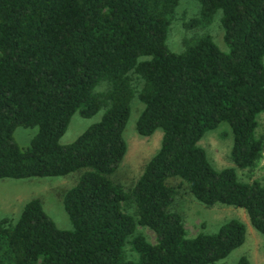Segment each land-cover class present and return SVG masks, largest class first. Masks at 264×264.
Listing matches in <instances>:
<instances>
[{
    "label": "trees",
    "instance_id": "1",
    "mask_svg": "<svg viewBox=\"0 0 264 264\" xmlns=\"http://www.w3.org/2000/svg\"><path fill=\"white\" fill-rule=\"evenodd\" d=\"M196 1L198 16L185 26L208 24L219 11L223 48L200 34L183 38L181 51L170 50L166 34L179 0H0V178L79 172L61 195L69 229L57 228L36 197L15 219L0 218V264L224 258L243 242L244 224L231 218L212 233L187 236L180 215L169 209L182 183L206 207L243 209L264 240V183L239 180L233 166L216 169L198 144L225 123L235 167L252 170L262 158L264 133L256 128L264 112V0ZM133 97L142 104L136 134L158 128L161 136L125 190L109 176L125 152ZM99 110L97 121L59 143L74 113L87 118ZM17 126L36 127L24 148L12 137ZM136 225L151 230L153 242ZM236 264L249 262L241 256Z\"/></svg>",
    "mask_w": 264,
    "mask_h": 264
},
{
    "label": "rangeland",
    "instance_id": "2",
    "mask_svg": "<svg viewBox=\"0 0 264 264\" xmlns=\"http://www.w3.org/2000/svg\"><path fill=\"white\" fill-rule=\"evenodd\" d=\"M199 4L196 0H179L175 8L174 16L169 24L166 34V44L174 52L183 49L182 39L208 34L212 41L223 48L222 31L219 27V11L213 14L208 24L198 23L194 26H185L189 19L198 16ZM264 63V57H263ZM132 85L139 89L140 81L131 75ZM104 84H99L96 89L100 90ZM142 104L133 97L130 100V113L123 129L125 140V152L118 167L109 178L120 184L125 190L129 189L138 176L148 158L156 151L159 145L161 130L155 129L149 136L136 134L134 121ZM101 110L94 115L83 118L74 113L67 124L63 134L59 137V143L71 142L89 124L99 119ZM258 125L256 132L264 133V112L257 115ZM36 131V127L17 126L12 132L14 141L20 148L28 145L30 138ZM198 144L204 149L209 162L216 169L233 166L237 178L241 181L250 182L257 179L264 183V152L256 168L252 170L235 167L229 158L231 144L230 130L225 123H220L215 129L206 131L199 139ZM79 172H72L65 176H45L29 178H0V218L9 217L15 219L23 204L30 198H38L42 209L53 220L55 226L60 229L71 227L69 219L63 211L61 204L62 193L72 186ZM168 183L175 186L177 179H169ZM125 210L133 214L134 204L131 201L123 203ZM169 209L177 212L186 231L187 236H194L199 232L212 233L218 226L231 219L236 218L245 226L243 242L232 249L224 258L208 264H236L241 256L248 259L249 264H264V240L262 236L253 229L241 208L226 206L215 203L206 207L197 202L187 191L185 184L177 188L176 195ZM139 232L148 242H153L154 235L146 227L136 225ZM126 253L134 258L135 254L126 246Z\"/></svg>",
    "mask_w": 264,
    "mask_h": 264
}]
</instances>
